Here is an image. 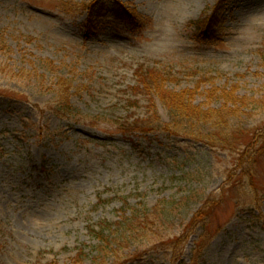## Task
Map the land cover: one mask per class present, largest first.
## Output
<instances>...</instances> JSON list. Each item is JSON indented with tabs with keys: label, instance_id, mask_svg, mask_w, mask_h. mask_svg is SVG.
I'll use <instances>...</instances> for the list:
<instances>
[{
	"label": "rangeland",
	"instance_id": "rangeland-1",
	"mask_svg": "<svg viewBox=\"0 0 264 264\" xmlns=\"http://www.w3.org/2000/svg\"><path fill=\"white\" fill-rule=\"evenodd\" d=\"M220 7L221 25L199 38L191 24ZM153 68L171 78L169 92L197 89L205 109L223 90L262 103L264 0H0V264H264V158L255 193L235 151L120 131L155 121L139 82ZM255 106L235 123L248 134L241 150L264 136ZM234 183L258 201L237 207ZM133 212L139 241H118ZM198 216L211 240L195 256Z\"/></svg>",
	"mask_w": 264,
	"mask_h": 264
},
{
	"label": "trees",
	"instance_id": "trees-1",
	"mask_svg": "<svg viewBox=\"0 0 264 264\" xmlns=\"http://www.w3.org/2000/svg\"><path fill=\"white\" fill-rule=\"evenodd\" d=\"M97 6L98 5L96 3L91 6L92 12H90V18H92L87 23V29L94 26L93 19L94 17H98L94 15ZM220 9L221 7L217 10L215 9L214 15H212L211 18L205 20L204 22H196L194 24H191L196 28V30H198L196 34H198L199 38H201L202 36H206L212 31H214L213 33H215L218 25H221V20L218 17ZM127 15L128 11L123 9L122 7L120 8V10H117V16L120 19L126 21V19L129 17ZM139 78L142 91H144V93L150 97L149 111L151 113L152 119H155V121L142 120L135 121L129 124H124L120 126V131H123V133L125 134H148L158 132L160 130L175 137H178L180 138V140H187L190 142L203 144L212 150H221L225 152L235 151L239 156V167L236 169L241 170L244 176H248V179H250V187L253 191H255V193H257V188L253 179V171L255 169L256 163H258L260 158H264V136H258L259 134L255 135L254 138L255 140L258 139L259 145L257 144V146L255 144H250L248 147L245 146V148L247 147L246 149L241 150L240 147L242 145V142L244 138H246L245 136H247L248 134L244 132L240 126L237 127L235 123L246 112V109H258V107H256L255 105L260 106L261 104L263 106L260 107L263 109V100V102L261 103L260 101L250 99L248 97H237L235 95L236 91L234 90H223L220 91L221 94L218 95V97L214 98L219 100L220 106L218 108L210 107L208 109H205L201 106H197L194 104L195 95L198 94L197 89L196 91H167L166 87L168 86V83L170 82L171 78L163 71H160L155 68L148 69L145 72H140ZM215 94L216 92L213 90L208 91V99L212 101V98L215 97ZM156 100H159L160 103L164 106V108H166L169 112V119L171 120H169L168 123H165L162 118H160V116L158 117L159 112L156 106ZM65 101L67 102L66 99ZM59 105L61 106V109L68 111V103H64V105ZM248 158H251V160H247ZM230 179H232V174L229 176L228 180ZM240 186L242 187V185ZM240 186H235L234 183L229 185L228 189L226 190L228 193H231L235 196V200L237 201V207H246L248 204L247 200H251L252 202L258 201L257 194L256 196L254 195L255 199L253 195L249 198H245L249 196L248 194L243 197L242 190L244 188L242 189ZM203 207L205 210H213L215 208L211 205V202H206ZM174 209L175 208H173L171 211H164V217L162 219L164 222L162 225H166V221L169 223L170 219L175 217L173 214ZM144 216L146 220L150 219L151 217L149 213ZM199 217L200 216L195 217V219H193L192 227L193 229H195L196 226L203 224L205 228V234L196 243V248L194 251L195 256L199 255V253H202L209 241L211 240L210 234H208V216H206V219L197 221ZM136 218V213L133 212L132 217L130 219L131 222H129L127 225L125 223V229H123L118 241L120 239L126 240L131 243H136L137 241H139L138 237L141 234V230L138 228V232H136L135 228L132 227V221ZM164 219H166V221ZM111 227H101L99 231L95 232V235L97 237L100 236V238L106 239L107 241H105V243L109 242L108 237L105 235L108 231L110 232V234H115L112 233ZM183 237H185V234ZM177 242L178 240L167 241L166 247L175 248ZM103 246H105L104 243ZM176 259H180V254L177 256Z\"/></svg>",
	"mask_w": 264,
	"mask_h": 264
}]
</instances>
